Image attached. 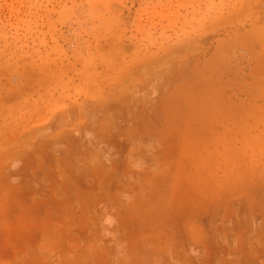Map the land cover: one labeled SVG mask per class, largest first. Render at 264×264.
I'll return each instance as SVG.
<instances>
[{
	"label": "rangeland",
	"instance_id": "1",
	"mask_svg": "<svg viewBox=\"0 0 264 264\" xmlns=\"http://www.w3.org/2000/svg\"><path fill=\"white\" fill-rule=\"evenodd\" d=\"M146 137L179 172L103 222L129 175L114 154ZM20 170L41 182L25 206ZM219 201L264 218V0H0V264H127L134 238L138 264H168L151 253L212 228Z\"/></svg>",
	"mask_w": 264,
	"mask_h": 264
},
{
	"label": "crops",
	"instance_id": "2",
	"mask_svg": "<svg viewBox=\"0 0 264 264\" xmlns=\"http://www.w3.org/2000/svg\"><path fill=\"white\" fill-rule=\"evenodd\" d=\"M134 141L135 143L127 149L128 156L122 157L120 153L114 154L120 165H127L129 169L128 176L124 179L115 180L117 181L118 190L114 193L116 196H111V198H117V200L106 199L105 193H102V205H99L96 209L97 217L102 219L103 222H110L117 216L120 227H123L128 211L135 212L136 208L143 202V196L140 195L142 187L155 189L158 186H162L161 184L168 182L166 180L167 177H169V180L173 179L174 174L179 172V167L168 163L165 151H162L165 145L160 138L146 137L142 140L136 139ZM109 149L113 151L114 148ZM16 163L18 169H21L22 166L24 167L22 162ZM104 164L105 166L108 164V167L111 166V163L106 162ZM176 168H178V171H176ZM11 174L12 176L9 180L13 181L11 186L15 197H18L15 200L16 202H22V206H25L23 204L24 197L30 198L34 194V196H37L36 193L40 195L41 182L35 176L36 173H33L35 175L32 176L31 174L25 176L24 171L20 170V172L15 171ZM202 174L203 178L207 179L206 173L202 172ZM152 175L155 176L152 177ZM144 177L147 180H144ZM215 177L220 180L222 178L218 177L217 171L215 172ZM108 178L109 176H104V179L110 180ZM29 181H31V184L38 185V189L27 188L30 187L29 183L26 184ZM97 194L100 195L98 192ZM16 206L18 207L19 205ZM215 206L217 215L212 228H202L199 224L195 229L190 228L189 238L187 237L183 241L182 245L184 247L182 249L175 250L170 247L167 249V244L163 243L162 246L166 248V253L158 258V253L154 254L152 252L151 259L160 261V258H162L161 260L168 261V264H242V262L249 263L263 258L256 254V250L257 252L261 250L264 253V218L256 223L254 218L248 216L243 223H240L238 222L237 206L226 207L220 201ZM17 207H14L16 212L23 211ZM17 222L20 221L14 223ZM115 227L114 224L109 226V229H111L109 235H113L112 231ZM119 243H121V248L125 249V252L119 257L120 262L138 264L139 260H146V257L141 254V251H143L142 242L141 251H139L140 243L135 238L128 240L126 243H122L120 240ZM117 246L118 243H110L107 249L110 251L112 248L111 250L115 251ZM262 260L264 261V259Z\"/></svg>",
	"mask_w": 264,
	"mask_h": 264
}]
</instances>
